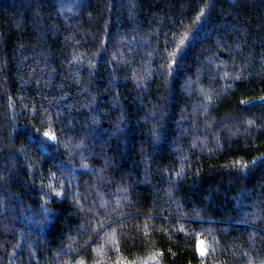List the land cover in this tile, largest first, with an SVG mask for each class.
<instances>
[{
    "label": "trees",
    "instance_id": "trees-1",
    "mask_svg": "<svg viewBox=\"0 0 264 264\" xmlns=\"http://www.w3.org/2000/svg\"><path fill=\"white\" fill-rule=\"evenodd\" d=\"M172 237L264 264V0H0V264Z\"/></svg>",
    "mask_w": 264,
    "mask_h": 264
},
{
    "label": "rangeland",
    "instance_id": "rangeland-1",
    "mask_svg": "<svg viewBox=\"0 0 264 264\" xmlns=\"http://www.w3.org/2000/svg\"><path fill=\"white\" fill-rule=\"evenodd\" d=\"M177 244L182 246H188L191 248L192 253H188L189 251L176 253V246ZM184 246V247H185ZM201 247V244L196 239H187V238H176L172 237L167 239L164 244V252H165V263L166 264H186V262L190 261L193 256L200 254L198 248Z\"/></svg>",
    "mask_w": 264,
    "mask_h": 264
},
{
    "label": "snow or ice",
    "instance_id": "snow-or-ice-1",
    "mask_svg": "<svg viewBox=\"0 0 264 264\" xmlns=\"http://www.w3.org/2000/svg\"><path fill=\"white\" fill-rule=\"evenodd\" d=\"M181 43H183V41ZM45 135H48V133H45ZM202 244H203V242H201V245ZM198 251L200 252L201 256H204L206 253V249H204L202 246L198 248Z\"/></svg>",
    "mask_w": 264,
    "mask_h": 264
}]
</instances>
